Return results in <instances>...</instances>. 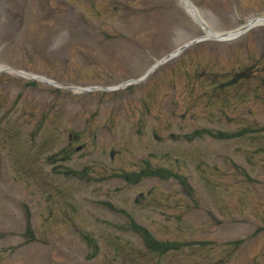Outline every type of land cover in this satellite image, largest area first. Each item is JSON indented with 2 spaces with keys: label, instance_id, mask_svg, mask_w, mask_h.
<instances>
[{
  "label": "rangeland",
  "instance_id": "1",
  "mask_svg": "<svg viewBox=\"0 0 264 264\" xmlns=\"http://www.w3.org/2000/svg\"><path fill=\"white\" fill-rule=\"evenodd\" d=\"M188 1L222 35L264 18ZM245 33L106 92L206 38L181 0H0V66L62 86L0 71V264H264V25ZM156 167L177 178L126 179Z\"/></svg>",
  "mask_w": 264,
  "mask_h": 264
},
{
  "label": "bare ground",
  "instance_id": "2",
  "mask_svg": "<svg viewBox=\"0 0 264 264\" xmlns=\"http://www.w3.org/2000/svg\"><path fill=\"white\" fill-rule=\"evenodd\" d=\"M183 2V4L186 6V8L189 10L190 14L192 15V17L198 21L199 23H201L200 21V13L198 10H196L191 3L187 2L186 0H181ZM261 25H264V18H260L258 20H256L255 22L251 23V28H255V27H258V26H261ZM238 32H240L239 30L238 31H235V32H230V33H226L224 35L222 34H219V33H215V32H208V35L211 36V37H216V38H231V37H234L238 34ZM3 69V66H0V70ZM12 73H16L14 71H11ZM24 77H27V78H31L33 77L32 75H28V74H22Z\"/></svg>",
  "mask_w": 264,
  "mask_h": 264
},
{
  "label": "flooded vegetation",
  "instance_id": "3",
  "mask_svg": "<svg viewBox=\"0 0 264 264\" xmlns=\"http://www.w3.org/2000/svg\"><path fill=\"white\" fill-rule=\"evenodd\" d=\"M72 139H76L77 136H71ZM143 196V194H141V197ZM140 199H137V201H139Z\"/></svg>",
  "mask_w": 264,
  "mask_h": 264
}]
</instances>
